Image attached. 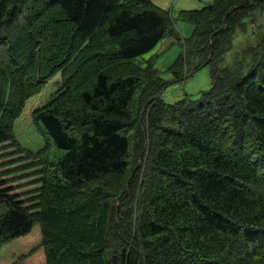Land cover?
I'll return each mask as SVG.
<instances>
[{
	"label": "trees",
	"instance_id": "obj_1",
	"mask_svg": "<svg viewBox=\"0 0 264 264\" xmlns=\"http://www.w3.org/2000/svg\"><path fill=\"white\" fill-rule=\"evenodd\" d=\"M166 37L181 45L168 80L163 48L143 57ZM203 66L209 89L166 99ZM57 75L31 112L45 146L24 148L16 122ZM0 144L39 184L24 200L0 175L12 264H264V0L177 17L152 0H0Z\"/></svg>",
	"mask_w": 264,
	"mask_h": 264
},
{
	"label": "rangeland",
	"instance_id": "obj_2",
	"mask_svg": "<svg viewBox=\"0 0 264 264\" xmlns=\"http://www.w3.org/2000/svg\"><path fill=\"white\" fill-rule=\"evenodd\" d=\"M156 5L160 7H165L168 10H171V13L174 17H177L179 10H193L198 9L208 3H211L213 0H152ZM177 29L181 37L187 38L192 30V24L184 21L178 20L176 23ZM242 35H239L235 42L236 50L242 49L247 41L242 39ZM171 38L166 37L158 45L154 47L151 51L143 55L144 58H149L153 54L163 48L162 52L157 57V66L159 67L162 75L166 80L170 79L172 76L166 70L179 55L181 52V45L178 40L171 42ZM168 47L166 48V46ZM230 58V56L228 55ZM55 80H58V75L51 80L46 88L38 95L30 98L25 105L23 113L19 117L15 126V134L18 142L24 148L30 149L32 151H38L45 146V141L41 135H39L31 121V112L32 110L49 100V97L56 89ZM211 86V79L209 76L208 66H203L200 69L193 72L187 78H185L181 83L174 84L170 89H166L165 97L167 100H176L175 96L183 94H191L192 96H197L199 92H204L209 89ZM184 96V95H183ZM3 144H0V148ZM56 150L55 147L53 148ZM52 149V150H53ZM14 148H4L0 150V175L1 179L8 180V183L5 186H11L12 193L20 194L19 198L27 199L33 194L35 188L39 186L38 183L34 182L38 176L30 175L33 172V167H28V164L31 160H18L19 156L23 157L21 154H13ZM12 152V153H10ZM13 168H17L15 171H10ZM30 204V203H28ZM35 230V229H34ZM21 242L18 240L6 244L3 248L2 253L0 254V264H12L11 262L16 261V257L20 255L22 246L20 247ZM20 247L16 249V247ZM16 250V251H15ZM1 252V250H0ZM16 254V255H15ZM9 260V262H8ZM26 261L17 262L16 264H25Z\"/></svg>",
	"mask_w": 264,
	"mask_h": 264
},
{
	"label": "water",
	"instance_id": "obj_3",
	"mask_svg": "<svg viewBox=\"0 0 264 264\" xmlns=\"http://www.w3.org/2000/svg\"><path fill=\"white\" fill-rule=\"evenodd\" d=\"M163 93V90L160 92V95Z\"/></svg>",
	"mask_w": 264,
	"mask_h": 264
},
{
	"label": "crops",
	"instance_id": "obj_4",
	"mask_svg": "<svg viewBox=\"0 0 264 264\" xmlns=\"http://www.w3.org/2000/svg\"><path fill=\"white\" fill-rule=\"evenodd\" d=\"M163 8H165V7H163Z\"/></svg>",
	"mask_w": 264,
	"mask_h": 264
}]
</instances>
